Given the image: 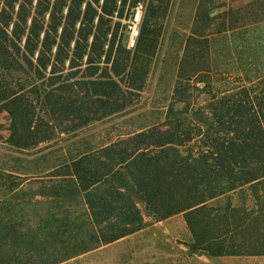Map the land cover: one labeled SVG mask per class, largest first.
I'll return each mask as SVG.
<instances>
[{
  "label": "trees",
  "instance_id": "16d2710c",
  "mask_svg": "<svg viewBox=\"0 0 264 264\" xmlns=\"http://www.w3.org/2000/svg\"><path fill=\"white\" fill-rule=\"evenodd\" d=\"M146 1L0 0V113L11 147L31 151L77 137L128 111L149 73L163 0H148L132 47L122 22ZM195 39L186 41L184 84L162 123L98 148L84 145L41 190L59 204L79 198L94 233L83 235L68 215L55 214L42 221L46 234L23 231L0 205V264H37L40 255L31 254L42 252L40 264H59L140 231L145 218L179 214L193 251L264 257V66L241 58L234 68L211 65L208 39L206 46ZM190 62L201 65L184 69ZM196 75L202 88L186 83ZM194 89L207 95L203 104L186 96ZM22 185L0 172V191L14 195Z\"/></svg>",
  "mask_w": 264,
  "mask_h": 264
},
{
  "label": "rangeland",
  "instance_id": "374dc122",
  "mask_svg": "<svg viewBox=\"0 0 264 264\" xmlns=\"http://www.w3.org/2000/svg\"><path fill=\"white\" fill-rule=\"evenodd\" d=\"M147 5L148 0L135 9L132 19L122 22L128 27L125 37L129 47L135 43ZM224 18L226 33L221 29ZM255 21L260 23L253 24ZM154 30V55L144 88L124 114L92 123L80 130L77 137L62 135L34 150L22 152L7 143L8 121L5 113H0V172L13 173L23 182L14 195L0 191V205L12 210L15 226L23 231L46 234L49 229L43 227V220L54 214L59 219L68 215L73 230L80 229L83 235L85 231L94 233L87 209L79 198L59 204L55 198L39 194L43 188L51 186L49 176L60 171L62 165L69 162L70 155L83 150L84 145L98 148L164 121L167 108L175 99V88L184 84L179 76L190 36L194 35L203 46L209 44L211 65L225 63L234 68L240 61L253 63L254 59L264 66V0H163ZM194 45L196 47L197 43ZM198 65L200 62H190L184 69ZM186 79H190L186 83L192 87H203L199 75ZM186 96L196 105L208 98L195 89ZM176 108L180 109L181 105L177 104ZM219 202L223 203L224 199ZM214 204L216 202L209 203ZM145 222V227L136 233L59 264H264V257H209L193 251V238L182 214L161 222L145 218ZM53 238L49 237L50 241ZM43 254L32 253L31 256L37 259L40 255L37 263L40 264L47 260Z\"/></svg>",
  "mask_w": 264,
  "mask_h": 264
},
{
  "label": "water",
  "instance_id": "95a60500",
  "mask_svg": "<svg viewBox=\"0 0 264 264\" xmlns=\"http://www.w3.org/2000/svg\"><path fill=\"white\" fill-rule=\"evenodd\" d=\"M202 86V85H201Z\"/></svg>",
  "mask_w": 264,
  "mask_h": 264
}]
</instances>
